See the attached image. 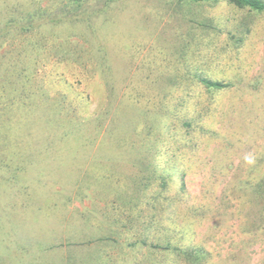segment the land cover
Here are the masks:
<instances>
[{"label":"rangeland","instance_id":"obj_1","mask_svg":"<svg viewBox=\"0 0 264 264\" xmlns=\"http://www.w3.org/2000/svg\"><path fill=\"white\" fill-rule=\"evenodd\" d=\"M10 1L12 10L36 2ZM124 4L108 11L104 33L102 21L98 32L60 15L42 24L39 57L14 61L0 46V125L21 135L0 145V264H80V251L104 264L97 238L111 231L114 242L101 246L108 264H185L165 249L182 227L216 264H264V200L249 186L264 177V13L227 0ZM7 10L0 0L1 24ZM166 31L172 44L158 53ZM198 70L231 87L207 89ZM111 136L118 147L99 145Z\"/></svg>","mask_w":264,"mask_h":264},{"label":"trees","instance_id":"obj_2","mask_svg":"<svg viewBox=\"0 0 264 264\" xmlns=\"http://www.w3.org/2000/svg\"><path fill=\"white\" fill-rule=\"evenodd\" d=\"M9 1L10 0H3V3L6 5L7 9H9L7 10L8 13H11V14L6 20L3 21L2 24L0 22V43H1L0 46H2L4 43H8L10 45L11 51H12L10 59L14 61L17 59L19 60L21 59V61H24V59L26 60V57L29 52H37L38 57L43 54L44 46H45L44 42L42 40V37L38 35L36 37V34L39 32V29L41 28L42 24H46L50 22H55V24H58L57 22L61 20V18H59L58 15H60L63 18V20H80L81 19L86 22V24L92 31H95V32L99 31V33H102V31L104 30L103 31L104 33V32L109 31L108 27H112L111 26L112 21L110 20L111 17L108 11L111 9L122 10L123 6L125 7V4H124L125 0H55L51 2L50 5L43 4L40 0H35L36 2L32 4L31 3L25 4V2L22 3L21 9H18L21 6L20 5L17 9L12 10V8L15 7L16 5L12 6V2L11 1L9 2ZM187 1H189L190 3L196 4L204 0H187ZM227 1L234 4L238 8H248L256 12L264 13V0H227ZM58 4H60L61 6L58 7ZM15 13H19V15L16 16ZM138 17H139L138 19L141 18V16H138ZM109 20L110 22L107 23ZM97 21L103 22V25H101L98 28V31L96 28ZM140 27L143 29L142 24H140ZM12 33L16 35H13ZM158 40H160V42L164 46L161 48L159 45V48H155V50L158 53L160 52L165 53L167 51L166 46H169L170 44H172L171 38L167 34V31L164 32V34H160L158 36ZM18 66L19 65L17 63L15 65V69H18ZM152 67H154L153 69H156L159 66L157 65V66H152ZM21 68L22 69L18 71V75L20 79L21 80L24 79L23 81H27L25 80V77H26L30 79L29 82H32L34 78L33 76L34 73L29 71V68L27 67L26 68L21 67ZM12 69H13V66H12ZM12 69H6V70L11 71ZM163 72L166 73L165 71ZM163 72H162V76H163ZM159 75H160V68L158 70V76ZM193 76L200 85L212 91H224L231 87L230 83H225L218 79H213L203 74L201 70H198L197 72H195ZM21 85H23V83ZM17 89L19 91L20 87L17 86L15 90ZM237 89H238V85L236 84V90ZM45 93L48 95V92H45ZM125 108L127 109L125 111H132L135 115H139L141 113H145L147 115L150 112L148 110H145V112H142L141 111L142 108H139V107H133V110L135 112L132 110L131 107L130 108L125 107ZM7 121H8L9 126H6L7 124L4 126L0 125V130L2 128L7 129L6 130L7 132L5 131L6 133L4 135L0 134V145H4L6 143L15 144L17 143L18 138L21 137V135L18 134L19 128L13 127L16 125L9 120ZM189 122L190 121H188L187 123ZM18 123L19 121L17 122V124ZM22 123H25V122H22ZM149 128L154 129V127H151V126H149ZM8 136H11L13 141L9 140ZM114 138H115L114 136H111L110 138H104L100 142L99 145H103V146L107 145L108 147L110 146L118 147L120 145V142ZM112 140L116 141L118 144L113 143ZM124 141L128 142L126 139ZM149 179L151 180V178ZM165 184H166V181L164 184H162V186ZM249 186H251V189H252L251 191L253 192L255 198L258 199L257 203L261 202V200H264V177H262L258 181L250 182ZM115 193L117 194L113 195L112 197L110 196L111 198L110 202H112L114 205L108 204L107 208L105 206H103V208H106V209L116 208L115 204L118 202L117 199L121 195V193L119 192H115ZM107 197L109 196L101 197V200ZM160 198L161 197H158L157 199H153V206H152L153 208L151 211H153L156 208V201L159 200ZM120 200L121 199H119V201ZM244 200L246 199L244 198ZM247 201H249V203H252L251 194L249 195V199ZM173 204L171 206H174ZM240 204H244V203H240ZM108 206H110L111 208H109ZM171 206L169 208L164 207L165 209L164 208L162 209V213L164 214L170 213ZM159 208L161 209L162 207H159ZM143 209L146 210L145 208ZM236 211H237L236 216L241 219L242 223H244L242 220L243 217L238 216L239 214H241L240 211H242V209L237 207ZM260 215L262 217L263 226H260L259 228L264 227V206L260 211ZM104 219L105 221L104 223L103 222L102 223L106 224V226H109L110 228L111 225L114 223V216L111 219L109 212H107V214H105L104 216ZM155 221H158V217L152 216V222H155ZM156 227L158 228L157 225ZM13 228L15 227L13 226ZM147 229L149 231H152V230L156 231L155 229H152L149 225L147 226ZM172 234L174 236L171 237L170 240L173 244H169L165 246V249L172 255L176 256L177 260H180L184 262L185 264H216V262H214L213 260L214 253L211 250H208L206 247H204L203 246L204 244L202 242L196 243V244L193 243L192 234L186 228L182 227V229H174ZM110 235L97 238V242H99L97 243L98 256L100 260L103 259L104 264H108L107 259L109 258V256L107 254L104 255V252H107V251L106 249L101 250V246L103 244L102 242L105 240L110 239L111 242H114L115 237L114 236L112 237ZM113 235H117V233L114 231ZM11 239L13 240L14 238H11ZM127 241H128L127 242L128 245H132L136 243V241H134L133 239H127ZM39 243L36 244L39 249L44 248L45 250H47L50 247V246H44V244L42 243H40L41 244L40 246ZM146 243L147 242L144 241V244ZM5 245L9 247L8 244H5ZM80 252L82 254L78 257V261H80L79 263L87 264L86 261L88 259V255L84 253L83 251H80ZM93 261H94L93 264H97V262L98 264H100V262L95 261V259ZM133 263H136V262H133ZM31 264H36V263L31 262Z\"/></svg>","mask_w":264,"mask_h":264}]
</instances>
